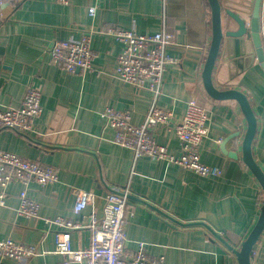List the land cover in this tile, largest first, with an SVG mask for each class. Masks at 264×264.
<instances>
[{
    "label": "crops",
    "instance_id": "0c3cea01",
    "mask_svg": "<svg viewBox=\"0 0 264 264\" xmlns=\"http://www.w3.org/2000/svg\"><path fill=\"white\" fill-rule=\"evenodd\" d=\"M222 29H236L224 14L230 10L244 19L255 0H218ZM261 4V3H260ZM261 6V5H260ZM94 8V15L88 9ZM0 109L18 107L27 87L39 90L42 113L33 132L22 136L0 131V151L14 153L54 167L58 182L31 183L28 195L39 205L38 218L17 215L21 187L11 183L5 206L0 207V240L12 239L33 245L37 255L3 264H60L55 235L60 228L43 219L58 216L79 223L70 232L72 249H85L90 234L86 225L92 211L102 216L103 197L126 189L128 211L125 249L132 253L144 243L147 253L164 256V264H240L239 251L254 229L264 201L261 184L244 162L242 143L247 119L235 100H215L205 91L202 79L211 43V11L207 0H11L0 15ZM264 31V12L260 9ZM249 21V20H247ZM110 28L155 34L165 29L175 36L167 47L177 64L163 74L158 105L182 118L186 104L196 101L210 115L209 134L199 147L201 162L219 167V179L200 178L182 168L140 158L133 164L129 149L113 143V131L100 117L105 107L129 111L131 122L140 125L148 111L151 94L121 82L115 75L122 44L107 35ZM90 37L96 57L94 71L74 74L50 63L54 41ZM251 45H245L250 48ZM243 68L217 59L212 83L219 91L235 90L245 96L255 120L250 145L251 159L264 176V73L249 56L235 58ZM155 141L179 154L173 131L157 126ZM77 191H91L95 200L79 214L72 208ZM214 231L232 250L220 242ZM251 264H264V227L252 247Z\"/></svg>",
    "mask_w": 264,
    "mask_h": 264
},
{
    "label": "built area",
    "instance_id": "2783aa9c",
    "mask_svg": "<svg viewBox=\"0 0 264 264\" xmlns=\"http://www.w3.org/2000/svg\"><path fill=\"white\" fill-rule=\"evenodd\" d=\"M54 1L60 5L70 3V0ZM10 2L11 0H0V15L1 8ZM260 5L264 12V0H261ZM88 15H94V8L88 9ZM106 33L122 44V50L116 59L117 79L151 94L148 111L140 125L131 122L129 111L105 107L100 113L104 127L113 131V143L131 151L132 168L137 160L147 157L176 165L200 178H221V168L207 166L200 159V144L209 134L208 110L192 100L186 104L182 118L175 120L172 111L158 105L163 74L169 65L178 62L166 52L167 47L174 43L175 36L165 29L155 34H137L132 30L110 28ZM261 37L264 43V31H261ZM49 57L52 65L61 67L68 74L76 71L91 73L94 71L93 60L96 53L91 48L90 37L85 35L79 40L54 41L49 49ZM41 113V94L38 89L29 86L18 107L0 109V131L10 130L26 136L33 132ZM157 126L174 132L179 141L178 155H173L155 141ZM32 182L41 187L55 184L58 182L57 172L54 167L37 160L0 151V207L5 206L7 187L11 183H17L21 187L17 215L26 219L38 218L39 205L28 195ZM95 197L91 191H77L72 212L79 214L92 206ZM127 197L126 189H113L104 195L101 218L98 219L94 211L89 215L86 228L90 238L85 249L74 250L71 246L70 232L80 229L79 223L60 216L43 219L45 224L61 229L55 235V253L63 256L60 264H164V256L150 255L145 250L144 243H138L137 249L132 253L126 251L124 229L127 216L132 215L128 211ZM36 255L33 245L17 243L12 239L0 240V264L5 260L20 262Z\"/></svg>",
    "mask_w": 264,
    "mask_h": 264
},
{
    "label": "water",
    "instance_id": "95a60500",
    "mask_svg": "<svg viewBox=\"0 0 264 264\" xmlns=\"http://www.w3.org/2000/svg\"><path fill=\"white\" fill-rule=\"evenodd\" d=\"M210 11H211V43L208 51V55L204 64V69L202 73L203 85L207 94L215 100H235L239 103L242 112L247 119V131L242 143L243 158L246 165L255 175L261 187L264 191V176L258 170L251 159L250 145L255 134V120L249 108L248 102L244 95L235 90H225L219 91L214 87L212 83V72L214 70L215 63L220 60V64L217 67L219 71L222 67V63H230L239 68H242L239 61L234 60L235 58L247 57L249 56L251 60H256L259 64L261 70L264 73V43L261 37L260 28V3L261 0H255L253 5V10L250 16L246 19L240 15L224 9V14L229 17L235 24L236 29L223 30L221 26V8L218 0H207ZM250 44V48H245V45ZM228 63H225L226 66ZM243 69V68H242ZM128 199L131 197H127ZM200 224L204 227L203 223ZM264 227V201L261 207V212L259 219L251 231L249 236L246 238L242 244L239 251H233L240 264H251V252L252 247L258 240L259 234ZM208 231L214 233L216 238L222 242L228 249L232 250L219 236L206 227Z\"/></svg>",
    "mask_w": 264,
    "mask_h": 264
}]
</instances>
